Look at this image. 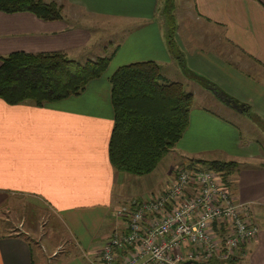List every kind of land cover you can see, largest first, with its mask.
<instances>
[{
    "label": "crops",
    "instance_id": "crops-1",
    "mask_svg": "<svg viewBox=\"0 0 264 264\" xmlns=\"http://www.w3.org/2000/svg\"><path fill=\"white\" fill-rule=\"evenodd\" d=\"M45 1L61 6L62 19L0 11V56L62 51L82 62L85 52L104 37L91 30L97 33L98 27L107 25L112 42L101 44L89 58L110 60L103 75L89 81L78 95L41 107L27 102L8 105L0 99V205L17 204L19 196L32 199L61 226L59 230L56 224L47 226L46 233L40 231L31 240L0 221V264H49L64 248L68 254L53 264H91L108 235L122 230L115 211L128 200L116 189L122 172L115 171L107 157L112 126L107 77L121 65L146 60L156 62L162 76L173 63L182 70L166 48L165 25L158 14L162 0ZM178 7L194 25L192 31L183 32L175 22L184 65L244 107L243 112L233 110L258 117L260 123L251 122L264 136V0H182ZM176 10L174 6V17ZM193 100L192 95L187 126L166 154L171 158L163 168L164 185L157 191L169 184L175 166H192L197 160L240 163L227 187L235 199L251 204L258 232L232 264H264L261 146L253 138L242 139L240 129L219 114L193 106ZM177 156L188 162L178 164ZM258 159L259 165H242ZM9 209L5 212L15 211ZM16 219L26 231L24 218Z\"/></svg>",
    "mask_w": 264,
    "mask_h": 264
},
{
    "label": "trees",
    "instance_id": "trees-1",
    "mask_svg": "<svg viewBox=\"0 0 264 264\" xmlns=\"http://www.w3.org/2000/svg\"><path fill=\"white\" fill-rule=\"evenodd\" d=\"M173 9L174 0H162L160 11L168 52L187 78L214 91V96L221 97L222 102H236L212 81L184 65L175 41ZM0 11H26L42 20L62 19L61 6L54 1L0 0ZM109 60V56H101L79 62L62 51L8 53L0 56V99L8 105L27 102L41 107L78 95L89 81L103 75ZM107 80L112 111L108 162L115 171L138 176L147 174L186 128L192 94L185 91L181 83L164 80L158 64L151 60L121 65ZM253 120L260 123L256 116ZM197 162L217 172L226 185L229 176L238 169V163L231 160ZM204 264H232V261L222 263L212 257Z\"/></svg>",
    "mask_w": 264,
    "mask_h": 264
},
{
    "label": "built area",
    "instance_id": "built-area-1",
    "mask_svg": "<svg viewBox=\"0 0 264 264\" xmlns=\"http://www.w3.org/2000/svg\"><path fill=\"white\" fill-rule=\"evenodd\" d=\"M169 184L146 198L131 197L91 264H204L232 261L258 232L251 204L233 196L211 169L178 165Z\"/></svg>",
    "mask_w": 264,
    "mask_h": 264
},
{
    "label": "rangeland",
    "instance_id": "rangeland-1",
    "mask_svg": "<svg viewBox=\"0 0 264 264\" xmlns=\"http://www.w3.org/2000/svg\"><path fill=\"white\" fill-rule=\"evenodd\" d=\"M182 4V0H174V6L176 7V12L174 13L175 17L174 19L177 24H180V28L183 32H187L188 30H193L194 25L192 22L188 19V16L182 15L179 11L180 8L179 5ZM159 17L160 19H163L161 11L159 9ZM164 23V20H163ZM91 25V23L89 22ZM91 28H94V26H91ZM92 34H96L98 37L101 35H104L103 38H101V41L98 43H94V47H92V50L89 52H85V59H90L89 57L95 56L101 48V44L107 45L109 41L112 42V36L110 35V28L105 25L98 27L97 33L96 30H91ZM95 35V36H96ZM99 44V45H98ZM94 50V51H93ZM87 53V54H86ZM84 58H79L78 60H83ZM176 61V60H175ZM168 72H164L163 70V79L166 81H175L182 84L185 91L191 93L194 97L193 100V106H200L207 108L217 114H219L222 118L230 122L235 127H238L241 131V136L243 138H253L255 139L256 143H258V146H261V151L264 153V136L261 135L260 130H256L255 125L251 122L253 120V115L249 112L239 113L230 108V106L223 104L222 101L217 99L211 91L203 88L201 85H199L194 80L187 78L182 72L179 71L176 64H170L168 67ZM254 142V141H253ZM179 159H175L178 161V164H184L186 161L183 157L177 156ZM176 157V158H177ZM171 156L165 155L157 164L156 168L147 174L144 175H132V174H126L123 172L118 175L117 182L118 186H116V189H120L123 196L127 197L128 199L131 197L135 198H146L148 195L155 193L157 190L161 189L164 185V180L162 179V176L165 173V169L167 164L170 161ZM213 158V157H210ZM264 158V157H263ZM262 162V160H253V162L249 163L248 161H243V164H252V165H259ZM192 166L201 168V169H208L206 166L201 165L197 161H192ZM240 164V163H238ZM246 165V166H248ZM122 175H124V178H122ZM122 178V180H121ZM162 184V185H161ZM18 203L16 204L11 202H6L0 205V221L3 222V225L10 226L12 228V231H18L19 234L26 238H30L31 240L36 239L38 232H45V227H54L56 224L57 226V219L55 220L52 215L48 212H45V210L41 207L38 208L36 203L32 199H26L22 196H19ZM14 208L13 211L5 212L6 209L11 210L9 208ZM4 213L5 216H1V214ZM23 217L25 220L24 227H26V231L22 232V225H19L16 222V217ZM21 220V219H20ZM56 221V222H55ZM32 226V228L29 227V225ZM20 226V227H18ZM18 227V229H17ZM61 228L60 225L57 226V229L59 230ZM28 232V234H27ZM46 233V232H45ZM59 236L62 239L65 238L64 234H61L59 232ZM64 246H67V243H62ZM68 252L65 251V248L63 251H57L56 256L54 259L50 260L49 264H53L56 261H61L63 258H65V255H67Z\"/></svg>",
    "mask_w": 264,
    "mask_h": 264
},
{
    "label": "water",
    "instance_id": "water-1",
    "mask_svg": "<svg viewBox=\"0 0 264 264\" xmlns=\"http://www.w3.org/2000/svg\"><path fill=\"white\" fill-rule=\"evenodd\" d=\"M213 95H215V92H211ZM219 99H222L221 97ZM224 104L230 106L231 108L235 109L236 111H239V112H243L244 111V107L241 103H236L232 100H225L223 102Z\"/></svg>",
    "mask_w": 264,
    "mask_h": 264
}]
</instances>
